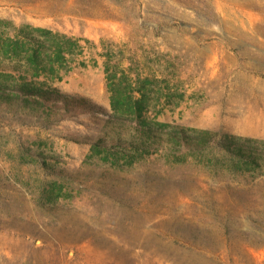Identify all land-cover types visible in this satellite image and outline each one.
Listing matches in <instances>:
<instances>
[{
  "label": "rangeland",
  "instance_id": "obj_1",
  "mask_svg": "<svg viewBox=\"0 0 264 264\" xmlns=\"http://www.w3.org/2000/svg\"><path fill=\"white\" fill-rule=\"evenodd\" d=\"M0 84V264H264V0H0Z\"/></svg>",
  "mask_w": 264,
  "mask_h": 264
},
{
  "label": "trees",
  "instance_id": "obj_2",
  "mask_svg": "<svg viewBox=\"0 0 264 264\" xmlns=\"http://www.w3.org/2000/svg\"><path fill=\"white\" fill-rule=\"evenodd\" d=\"M33 30L51 34L52 31L49 29L34 27ZM26 37L30 39H37L31 34L26 33ZM9 86L0 84V91L8 89ZM13 90L15 91V95L17 96H28L34 97L41 102H45L48 100L59 101L66 104L68 101V96L61 93L57 88L47 86L44 83H35L31 81H27L26 77L22 76L16 86H14ZM114 105V103L112 102ZM139 109V107H138ZM140 112H138L139 117ZM143 126V132L146 133L148 137H152L155 134V129L157 128H169L167 130V137L170 142L174 144L176 151L181 150V148H185L188 152H195L200 148H205L208 146L211 138L213 137V132L209 129H197V128H188L181 125H170L164 122H157L155 125L149 124L148 121H141ZM155 126V127H154ZM222 143L224 144L227 151H231L240 155L241 157L248 158L247 160L252 161L253 163L257 162V159L252 155H245L242 151V143L243 142H259L264 144V140H256L248 137H242L229 133H221ZM234 146V149H231ZM139 147V146H137Z\"/></svg>",
  "mask_w": 264,
  "mask_h": 264
},
{
  "label": "crops",
  "instance_id": "obj_3",
  "mask_svg": "<svg viewBox=\"0 0 264 264\" xmlns=\"http://www.w3.org/2000/svg\"><path fill=\"white\" fill-rule=\"evenodd\" d=\"M257 119L258 117L255 114H248L246 116L241 115L230 122V131L233 133L264 138V130L259 129V125L262 123L261 121H257Z\"/></svg>",
  "mask_w": 264,
  "mask_h": 264
}]
</instances>
